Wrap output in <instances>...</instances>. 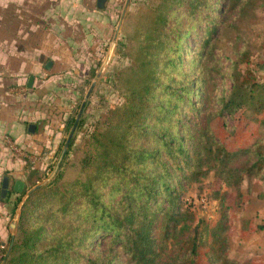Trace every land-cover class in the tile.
Here are the masks:
<instances>
[{
  "label": "trees",
  "instance_id": "trees-1",
  "mask_svg": "<svg viewBox=\"0 0 264 264\" xmlns=\"http://www.w3.org/2000/svg\"><path fill=\"white\" fill-rule=\"evenodd\" d=\"M172 1L175 6L144 4L131 13V35L143 51L141 69L71 156L67 147L55 173L25 195L2 264H194L201 243L195 236L185 242L186 256L168 252L184 223L181 194L188 184L212 170L236 191L244 176L259 179L264 188V139L228 148L211 127L217 117L224 123L241 108L259 115L264 126L263 84L249 69L236 70L248 60V49L234 46L226 68L227 56L214 42L221 28L252 17L256 8L264 11V0ZM181 15L190 19L184 28ZM194 25L201 32L187 52L185 38ZM148 45L155 48L149 52ZM27 187L25 182L13 189L12 214ZM9 193L5 188L3 198ZM215 194L222 202L223 195ZM226 209L210 230L206 263L249 264L227 256ZM3 241L8 246L10 238Z\"/></svg>",
  "mask_w": 264,
  "mask_h": 264
},
{
  "label": "rangeland",
  "instance_id": "rangeland-1",
  "mask_svg": "<svg viewBox=\"0 0 264 264\" xmlns=\"http://www.w3.org/2000/svg\"><path fill=\"white\" fill-rule=\"evenodd\" d=\"M152 3L176 5L172 0H103L101 5L93 0L81 4L82 9L67 21V27L54 28L57 32L63 31L62 41L43 43L39 39L38 68L34 72L36 81L30 84L32 93L27 98L31 105L28 106L36 111L31 115L33 121L41 120L45 128H50L52 132L55 130L59 141L55 150L46 152L42 158L43 165L29 168L32 171L28 178L25 177L27 189L46 182L58 168L63 156L59 157L61 151L68 147V156H71L96 120L122 100L123 88L129 84L133 71L141 69L140 60L143 59L142 47L131 35L130 16L144 4ZM189 20L181 15L179 24L184 28ZM194 26L196 30L189 32L185 38L187 52L191 50L195 33L201 32L198 25ZM154 37L156 39L157 36ZM214 42L217 49L227 56L223 64L226 68L234 58V46L248 49V60L238 63L236 70L242 74L246 68L249 69L253 80L263 84L260 90H264V11L261 7L255 9L252 17L236 19L233 26L221 28ZM153 48L154 45L147 46L149 52ZM47 61L50 63L45 66ZM160 69L163 74L165 70ZM220 81L216 84L218 91ZM21 84L24 86V82ZM229 87L230 81L226 78L224 88ZM242 109L226 116L224 123L219 117L212 121L214 133L228 148L243 145L254 137L264 139L261 117L252 114L249 109ZM263 189L259 179L248 180L244 176L239 183V191H236L224 185L212 170H207L182 191L184 223L169 241L168 252L186 256L185 242L195 236V240L201 243L192 261L194 264H207L204 250L210 240L209 233L219 219L221 208L226 205L227 224L223 233L228 238L227 256L238 262L264 264ZM216 190L223 195L222 202L215 194ZM13 199L14 195L11 202ZM13 216L14 213L9 214L7 227ZM16 220L17 215L12 238L16 232ZM255 223L262 227L254 229ZM7 229L10 238V229Z\"/></svg>",
  "mask_w": 264,
  "mask_h": 264
},
{
  "label": "crops",
  "instance_id": "crops-1",
  "mask_svg": "<svg viewBox=\"0 0 264 264\" xmlns=\"http://www.w3.org/2000/svg\"><path fill=\"white\" fill-rule=\"evenodd\" d=\"M90 1L93 0H0V238L3 240L9 237L7 223L15 181L24 184L25 177L30 175L29 168L43 165L42 158L46 152L55 150L59 141L55 130L45 128L41 120L33 121L31 115L36 111L28 106L32 88L27 80L32 76L30 84L36 81L39 39L43 43H56L63 31L54 28L67 27V21L82 9L81 4ZM102 1L96 0V4L101 5ZM30 122L36 124L33 131L27 130ZM4 136L19 148L40 151L41 160L27 164L23 155L10 152L5 146ZM3 182L10 191L7 199L3 198Z\"/></svg>",
  "mask_w": 264,
  "mask_h": 264
},
{
  "label": "water",
  "instance_id": "water-1",
  "mask_svg": "<svg viewBox=\"0 0 264 264\" xmlns=\"http://www.w3.org/2000/svg\"><path fill=\"white\" fill-rule=\"evenodd\" d=\"M97 1H99V0H97ZM49 63H50V62L47 61V62L45 63V66H48ZM31 79H32V76H29V78H28V80H27V85H30V81H31ZM81 106H82V104L80 105V107H81ZM35 125H36V124H35V123H32V122L28 123V125H27V130H28V131H33L34 128H35ZM62 154H63V150L61 151V154H60L59 157H61ZM44 181H46V180H44ZM42 183H43V182H40V183H38V184H36V185L31 186L29 189H27V190L23 193L21 199L19 200V202H18V204H17V206H16V209H15V211H14L13 219H12V220L9 222V224H8V228L10 229V241H9V244H8V247H7V250H6V254H5V256H4V258H3L2 262H1V264L3 263V261H4L5 257H6V255H7V253H8V251H9L10 243H11V239H12V235H13V228H14V224H15V217H16V215H17V212H18L19 206H20V204H21L23 198L25 197V195H26L29 191H31L32 189H34L35 187H37L38 185H40V184H42ZM2 187H3V188H2V192H3V191H4V187H5V183H4V182L2 183ZM21 187H22V182H21L20 180H16L15 183H14L13 189L19 191V190H21Z\"/></svg>",
  "mask_w": 264,
  "mask_h": 264
},
{
  "label": "built area",
  "instance_id": "built-area-1",
  "mask_svg": "<svg viewBox=\"0 0 264 264\" xmlns=\"http://www.w3.org/2000/svg\"><path fill=\"white\" fill-rule=\"evenodd\" d=\"M3 139L11 151L18 152L24 157H27L30 162H33L38 158V156L28 153L22 148H19V146H17L15 143L6 138V136H4ZM7 247L8 246L6 245V243L0 238V264L6 254Z\"/></svg>",
  "mask_w": 264,
  "mask_h": 264
}]
</instances>
